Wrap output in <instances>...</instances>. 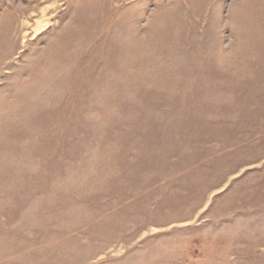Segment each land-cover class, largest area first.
<instances>
[{
    "label": "rangeland",
    "instance_id": "374dc122",
    "mask_svg": "<svg viewBox=\"0 0 264 264\" xmlns=\"http://www.w3.org/2000/svg\"><path fill=\"white\" fill-rule=\"evenodd\" d=\"M0 264H264V0H0Z\"/></svg>",
    "mask_w": 264,
    "mask_h": 264
},
{
    "label": "bare ground",
    "instance_id": "6f19581e",
    "mask_svg": "<svg viewBox=\"0 0 264 264\" xmlns=\"http://www.w3.org/2000/svg\"><path fill=\"white\" fill-rule=\"evenodd\" d=\"M113 1H114V0H113ZM109 2H110V0H109ZM106 3H107V2H106ZM106 3H105V4H106ZM88 5H89V4H88ZM88 5H87V6H88ZM106 5H107V4H106ZM106 5H105V6H106ZM81 6L83 7V5H81ZM106 7H107V6H106ZM85 8H86V7H85ZM83 9H84V8H82V11H83ZM104 9H105V8H104ZM42 10H43V9H42ZM42 10H41V11H42ZM105 10H106V9H105ZM100 13H101V12H100ZM41 14H42V13H41ZM78 14H79V13H78ZM82 15H83V13H82ZM79 20H80V19H79ZM79 20H78V21H79ZM83 25H84V24H83ZM78 26H79V25H78Z\"/></svg>",
    "mask_w": 264,
    "mask_h": 264
}]
</instances>
